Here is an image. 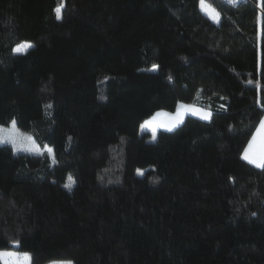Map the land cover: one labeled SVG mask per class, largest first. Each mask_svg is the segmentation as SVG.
<instances>
[{"label":"trees","instance_id":"trees-1","mask_svg":"<svg viewBox=\"0 0 264 264\" xmlns=\"http://www.w3.org/2000/svg\"><path fill=\"white\" fill-rule=\"evenodd\" d=\"M205 2L219 23L200 0H0V124L55 156L0 146V250L264 264V169L242 159L264 117V8ZM179 103L212 117L140 134Z\"/></svg>","mask_w":264,"mask_h":264},{"label":"snow or ice","instance_id":"snow-or-ice-1","mask_svg":"<svg viewBox=\"0 0 264 264\" xmlns=\"http://www.w3.org/2000/svg\"><path fill=\"white\" fill-rule=\"evenodd\" d=\"M232 2V0H230ZM200 6L203 11H205L206 15L209 16L214 22L219 23V13L216 12L214 9H211L210 6L206 5L205 0H200ZM261 7L264 8V0H261ZM64 8V4L61 3L55 9L56 18H62V11ZM32 47L30 42H22L21 44L17 45L16 48L13 49L14 53L26 55L28 49ZM158 68L157 65L152 66V71H156ZM192 112V114L196 115L199 114L201 119L210 120L211 113L205 112L200 109L185 106L183 104L180 105V108L177 110V114L175 117H172L171 120L173 122L165 123L163 126L166 128L167 131H172L173 128L176 126L177 123L182 122L183 113L184 112ZM161 115L157 113V116ZM155 121V117L153 120L146 121V125H153ZM142 127H144L142 125ZM3 129H0V132H3ZM153 138L155 139V128L153 130ZM3 144H10L15 151H35L38 154H43L40 152L39 148L35 145V142L32 140L31 137H20L17 133L16 129V122H11V131L7 133V135L0 136V145ZM49 154H52L53 150L51 148L47 149ZM53 162H55V156L52 155ZM242 159L247 161L249 164L254 165L259 169H264V120L260 121L259 128L256 131V135L253 136L251 143L249 144L248 149L245 150ZM138 174L143 175V172L138 170ZM69 183L65 185L71 190L72 184L75 181L72 177H69ZM18 247V243L16 244ZM0 260H3V264H33L32 256L28 252H14V251H0ZM61 264H72L71 261L61 262Z\"/></svg>","mask_w":264,"mask_h":264},{"label":"rangeland","instance_id":"rangeland-1","mask_svg":"<svg viewBox=\"0 0 264 264\" xmlns=\"http://www.w3.org/2000/svg\"><path fill=\"white\" fill-rule=\"evenodd\" d=\"M206 3V2H205ZM206 5H208L206 3ZM199 6H200V3H199ZM209 6V5H208ZM211 9H213L211 6H210ZM200 10L204 13L205 11H203L201 9V6H200ZM216 11V10H215ZM217 12V11H216ZM208 16V15H207ZM209 17V16H208ZM218 19H220V16L218 17ZM212 20V19H211ZM213 21V20H212ZM217 23V22H215ZM32 44V43H31ZM19 45V44H18ZM16 48V47H15ZM159 121V122H155V121ZM154 121V125H146L145 123L143 124L144 127H142L141 125V128H140V134L143 135L145 132L149 133L151 136L149 137V141H155L156 140V137H157V133L158 131L160 130V128H162L163 126H159L156 127L157 125H163V123H167V120L166 119H163L165 121H163L162 119H156ZM155 128V139L153 138V130ZM0 129H3L4 131L3 132H0V136H3V135H7L8 132L11 131V123L8 124V125H1L0 124ZM16 129H17V133L19 134L20 137H31L32 140L35 142V145L39 148L40 152H42L43 154L42 155H49L51 158H52V155H54V150L53 148L48 144V143H43V144H39L37 142V140L34 138V136L31 134V133H28V132H24V131H21L17 125H16ZM0 146H10L12 148V146L10 144H3V145H0ZM48 148H51L53 150L52 154H49L47 149ZM12 150L14 151L15 154H25V155H41V154H38L37 152L35 151H15L13 148ZM142 172V171H141ZM69 183V179L68 181L66 182V184ZM65 184V185H66ZM73 185V184H72ZM68 188V187H66ZM72 188V186H71ZM69 189V188H68ZM0 251H14V252H19V251H15V250H0ZM2 263H3V260H1ZM62 262H65V261H62ZM49 264H61V262H52V263H49Z\"/></svg>","mask_w":264,"mask_h":264},{"label":"crops","instance_id":"crops-1","mask_svg":"<svg viewBox=\"0 0 264 264\" xmlns=\"http://www.w3.org/2000/svg\"><path fill=\"white\" fill-rule=\"evenodd\" d=\"M181 104H183V103H179V104H178L177 109H176V111H175L174 113H169V112H166V111H159V112H157V113H160L161 115L157 116V113H156L152 118H150V119L147 120V121L153 120V118L155 117V120H156V119H162V120H163V119H166V120H167V123L173 122V121L171 120V118L176 116V114H177V110L180 108V105H181ZM183 105H185V106H191V107H194V108L200 109V110L205 111V112H210L209 110H205V109H202V108L197 107V106L188 105V104H183ZM210 113H211V112H210ZM187 116H192V117H194V118H197V119H200V120H203V121H209V120L201 119L200 116H199V114L194 115V114H192V112L188 111V112H184V113H183V119H182V122L177 123L176 126L173 128V130L176 129L177 127H179V126L184 122V120H185V118H186ZM211 117H212V113H211ZM210 119H211V118H210ZM262 120H264V117H263ZM163 121H165V120H163ZM155 122H159V121L156 120ZM163 124H165V123H163ZM153 125H154V124H153ZM155 125H156V124H155ZM155 125H154V126H155ZM259 125H260V124H259ZM156 127L159 128L158 125H157ZM258 128H259V126H258ZM258 128H257V129H258ZM160 130L167 131L165 127L160 128ZM256 131H257V130H256ZM256 131H255L254 135H256ZM254 135H253V136H254ZM252 138H253V137H252ZM252 138H251L249 144L251 143ZM249 144H248V146H247L246 149H248ZM251 165H252V164H251ZM253 166H254V165H253ZM254 167H255V166H254ZM256 168H257V167H256Z\"/></svg>","mask_w":264,"mask_h":264}]
</instances>
